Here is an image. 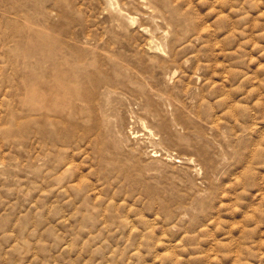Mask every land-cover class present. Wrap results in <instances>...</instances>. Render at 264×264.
Here are the masks:
<instances>
[{"label": "rangeland", "instance_id": "1", "mask_svg": "<svg viewBox=\"0 0 264 264\" xmlns=\"http://www.w3.org/2000/svg\"><path fill=\"white\" fill-rule=\"evenodd\" d=\"M0 264H264V0H0Z\"/></svg>", "mask_w": 264, "mask_h": 264}]
</instances>
